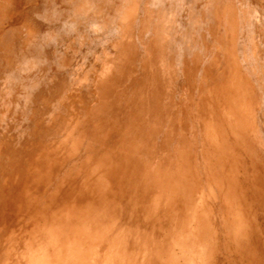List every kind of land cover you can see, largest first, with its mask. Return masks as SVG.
<instances>
[{"label":"rangeland","instance_id":"obj_1","mask_svg":"<svg viewBox=\"0 0 264 264\" xmlns=\"http://www.w3.org/2000/svg\"><path fill=\"white\" fill-rule=\"evenodd\" d=\"M175 175L209 221L192 249ZM41 254L264 264V0H0V264Z\"/></svg>","mask_w":264,"mask_h":264},{"label":"bare ground","instance_id":"obj_2","mask_svg":"<svg viewBox=\"0 0 264 264\" xmlns=\"http://www.w3.org/2000/svg\"><path fill=\"white\" fill-rule=\"evenodd\" d=\"M233 87V86H232ZM234 91H231L230 93V102L232 103V105L227 106V108L224 111V117L230 122V124H234V125H238L235 124V120H240L242 121L241 118V114H242V110L244 111V109L246 108V113L247 112V107L245 105L244 102V98L242 97V91L240 89V87L238 85H234ZM237 110V112L234 111ZM233 113H237L238 117L234 116ZM240 127V126H239ZM236 129V128H235ZM212 135L215 136L214 131H212ZM123 153V152H122ZM124 169V168H123ZM105 170V169H104ZM113 170V169H112ZM103 172V171H102ZM110 172V171H109ZM113 172V171H112ZM184 172V171H183ZM120 174V173H119ZM108 175V174H107ZM110 175V174H109ZM16 178V177H15ZM109 178V177H108ZM17 179V178H16ZM186 179L187 176H182V175H175L174 180H172V185H171V198L173 199V201H175L177 203V209L179 212V219L178 222L175 221V226H176V231H177V236L174 238V240H180L179 244H181L182 246H187L189 248H193L195 246L201 245L203 242L208 243V241L210 240V229L209 228V221L207 219L206 214L202 213L201 210H199L197 207L194 206L193 202H195L196 198L194 199L193 194H191L189 192V190H187V183H186ZM19 180V179H18ZM114 180V179H113ZM112 181V180H110ZM7 182V181H6ZM15 182V180H14ZM18 182V181H17ZM16 182V183H17ZM128 182V181H127ZM130 183V182H129ZM191 183V182H190ZM193 183V182H192ZM124 184V183H123ZM120 186V185H119ZM122 187V186H121ZM17 189V188H16ZM32 189V187H31ZM124 192H126L124 190ZM22 199V198H21ZM198 201H201L198 200ZM82 203V202H81ZM70 205V204H69ZM73 205V204H72ZM70 207V206H69ZM68 209V208H67ZM61 210V209H60ZM66 211V209H65ZM61 212V211H60ZM55 213V212H54ZM64 213V212H63ZM57 214V213H56ZM190 215L189 221L191 222V224L186 227L185 222H186V215ZM49 217V216H48ZM83 217V216H82ZM81 218V217H80ZM82 219V218H81ZM198 219V223H196ZM71 220V219H70ZM78 220V219H77ZM62 221V220H61ZM72 221V220H71ZM75 221V220H74ZM80 221V220H79ZM188 221V223H189ZM73 223V222H72ZM204 224V225H203ZM90 226V225H89ZM100 226V225H99ZM184 226V227H183ZM206 226V228L204 227ZM127 227V226H126ZM178 227V228H177ZM67 228V227H66ZM124 228V227H123ZM205 228V229H204ZM70 229V227H69ZM101 230V229H100ZM64 232V231H63ZM67 232V231H66ZM70 232V231H69ZM100 232V231H99ZM127 232V231H126ZM54 233V232H53ZM87 233V232H86ZM123 233V232H122ZM88 234V233H87ZM98 234V233H97ZM59 235V234H58ZM57 235V236H58ZM63 235V234H62ZM61 235V236H62ZM67 235V233H66ZM73 235V234H72ZM92 235V234H91ZM90 235V236H91ZM118 236V234L116 235ZM54 235L52 233H50L49 235V241L52 244V242L54 241ZM73 241V240H71ZM78 241V240H77ZM61 243V242H60ZM59 244V243H58ZM63 249V248H62ZM188 249V248H187ZM62 252V251H60ZM74 255V256H73ZM71 256L75 257L76 261L78 259V256L75 255V253H73ZM42 257V258H41ZM56 257V256H55ZM63 257H60L58 259H62ZM82 258V257H81ZM84 258V256H83ZM40 260H43V262H47L49 264H55L54 260H52V258L50 257L49 254H47L46 256H44L43 254H41L40 256ZM57 261V260H55ZM71 262V260H70ZM82 262V261H81ZM84 262V261H83ZM59 263V262H58ZM65 263V262H64ZM68 263V262H67ZM86 263V261H85ZM165 263V262H164ZM163 263V264H164ZM168 263V262H167ZM63 264V263H62ZM77 264V263H76Z\"/></svg>","mask_w":264,"mask_h":264}]
</instances>
